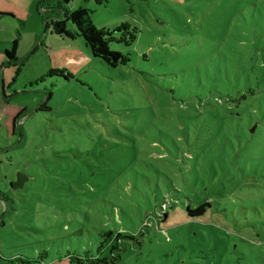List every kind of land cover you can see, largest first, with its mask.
<instances>
[{"label":"rangeland","instance_id":"1","mask_svg":"<svg viewBox=\"0 0 264 264\" xmlns=\"http://www.w3.org/2000/svg\"><path fill=\"white\" fill-rule=\"evenodd\" d=\"M42 1L0 68V264H264V0H72L117 68L75 26L54 35ZM239 116L262 124L235 162Z\"/></svg>","mask_w":264,"mask_h":264},{"label":"trees","instance_id":"2","mask_svg":"<svg viewBox=\"0 0 264 264\" xmlns=\"http://www.w3.org/2000/svg\"><path fill=\"white\" fill-rule=\"evenodd\" d=\"M99 4L101 3L100 0H96ZM106 1V0H104ZM72 0H58L57 5H55L53 8H49L48 11H46L45 15L46 18L44 20L46 22L51 23V29L52 33L57 36L66 37L70 39H74V35L72 31L69 29V25H73L76 28V32H74L75 35L78 37H82L87 46L90 48L92 55L104 61L109 65L110 67L117 68L120 65H126L128 63V60L124 58V55L120 52L111 50L109 46L108 41V35L101 31L91 20L90 13L86 9H80L76 12L70 13L68 7ZM44 3H48V1H42L40 4V7H43ZM3 14H0V18L3 17ZM12 49L6 51V57L10 60H13L16 57L17 54V46L18 43L14 42L12 45ZM37 50V48L35 49ZM35 50L33 52H35ZM56 72V71H55ZM58 73H62V71H57ZM67 77V76H66ZM68 78V77H67ZM218 86H215V84L212 86L211 91H215L218 89ZM222 89H226V83H224L221 86ZM231 103L238 104V99L234 100L231 98ZM21 115L18 116L17 120L20 119ZM240 117V116H239ZM232 124H227L225 126L229 127V130L225 136H231V137H239L240 144L239 147L236 149L237 156L235 157V162L237 161V158L239 155H241L242 161L244 158L249 154V149L253 150V147L255 144L259 143V140L255 142V137L257 136V126L254 127V131H252V127L256 123H261V121L254 120L252 123H248V126L244 124L243 119L240 117V119L233 118L230 119ZM252 124V125H251ZM262 124V123H261ZM264 124V121H263ZM241 128V134L237 133L236 131ZM256 131V132H255ZM231 148L235 150V146L232 145ZM233 162V163H235ZM7 199H4L6 201ZM164 205H167L166 203ZM169 210L172 209V206L174 204H168ZM212 204L210 202H206L202 205H198L196 209H191V206H188V213L189 216L192 218H197L204 216L208 209H211ZM166 210V209H165ZM167 211V210H166ZM169 212L163 213V217L161 220H165L168 216ZM106 240H115L120 238L119 235H115L112 232L105 234ZM114 251L117 250V253H113L110 258L108 259H94L89 256L87 257H80V256H73L70 255L68 257V260L70 261V264H118V261L121 260V256L119 253V250L117 248L113 249ZM112 250V251H113ZM18 264H30V262L18 260L15 261Z\"/></svg>","mask_w":264,"mask_h":264},{"label":"crops","instance_id":"3","mask_svg":"<svg viewBox=\"0 0 264 264\" xmlns=\"http://www.w3.org/2000/svg\"><path fill=\"white\" fill-rule=\"evenodd\" d=\"M25 0H0V14L4 16L0 18V68L5 65V53L9 50L10 45L18 37L15 36L17 19L20 13L27 7L24 6ZM18 31V30H17ZM15 32V33H14Z\"/></svg>","mask_w":264,"mask_h":264},{"label":"water","instance_id":"4","mask_svg":"<svg viewBox=\"0 0 264 264\" xmlns=\"http://www.w3.org/2000/svg\"><path fill=\"white\" fill-rule=\"evenodd\" d=\"M28 180L27 176L24 174H19L18 175V180L16 181V183L13 185V188L15 190L23 188L25 182ZM1 199V198H0ZM2 200V199H1ZM3 201V200H2ZM4 202V201H3Z\"/></svg>","mask_w":264,"mask_h":264},{"label":"flooded vegetation","instance_id":"5","mask_svg":"<svg viewBox=\"0 0 264 264\" xmlns=\"http://www.w3.org/2000/svg\"><path fill=\"white\" fill-rule=\"evenodd\" d=\"M0 198L4 201V195L0 194ZM1 199H0V200H1ZM2 200H1V201H2Z\"/></svg>","mask_w":264,"mask_h":264}]
</instances>
